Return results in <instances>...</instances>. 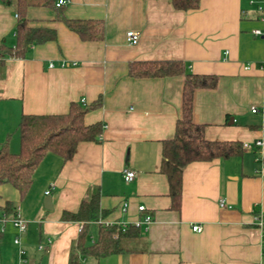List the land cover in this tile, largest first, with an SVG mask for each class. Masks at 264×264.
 Masks as SVG:
<instances>
[{
    "label": "crops",
    "instance_id": "0c3cea01",
    "mask_svg": "<svg viewBox=\"0 0 264 264\" xmlns=\"http://www.w3.org/2000/svg\"><path fill=\"white\" fill-rule=\"evenodd\" d=\"M258 2L201 0L190 11L171 0H69L60 12L29 7L30 24L53 28L56 37L32 44L24 57L5 59L0 142L12 133L10 149L18 151L22 113H64L74 101L98 102L84 121L101 122L102 131L97 141H80L69 160L48 153L25 196L0 185V204L14 201L28 224L20 232L0 207V264H67L82 224L62 220V213L77 211L96 189L102 222L136 223L145 214L152 222L141 224L132 252L90 258L93 264H264V225L257 219L264 216V143L254 146L264 139V12ZM16 14L0 0V43H15ZM67 19H100L104 35L84 40ZM130 29L140 33L137 44L127 41ZM149 59H181L188 71L217 75L215 87L194 90L192 120L205 124L206 138L240 140L244 148L241 155L188 163L178 209L161 161L163 141L174 136L182 116L186 76L129 74L130 62ZM124 168L135 172L130 181ZM47 196L51 209L44 206ZM98 227V221L90 224L91 241Z\"/></svg>",
    "mask_w": 264,
    "mask_h": 264
},
{
    "label": "trees",
    "instance_id": "16d2710c",
    "mask_svg": "<svg viewBox=\"0 0 264 264\" xmlns=\"http://www.w3.org/2000/svg\"><path fill=\"white\" fill-rule=\"evenodd\" d=\"M12 6L19 16L14 44L0 43V72L7 57H24L34 43H43L56 37L53 28L33 26L27 17L29 7H52L59 12L57 0H2ZM176 9L190 11L201 5V0H171ZM68 26L84 40H98L104 35V22L100 19H67ZM129 74L134 77H164L185 74L182 116L177 119L174 136L163 141L161 171L167 176L172 207L178 209L181 202L184 167L196 160L215 157L229 158L244 152L240 140H212L204 135L205 124L192 120L193 92L199 87L213 88L218 76L210 73L188 71L181 59L134 60L129 63ZM98 102L86 106L72 102L64 113H22L17 125L19 149L12 151V133L0 142V185L10 184L20 196H25L33 183L34 174L48 153H55L63 160L71 159L80 141H97L102 123L87 124L85 114ZM98 189L87 194L77 211L65 210L62 220L81 223L78 237L71 246L67 264H93L90 258L99 259L113 254L132 252L131 241L142 235L136 223L120 224L101 222L104 212L100 208ZM6 215H17V205L7 199L0 204ZM99 222L97 238L91 241L90 224ZM125 225V226H123Z\"/></svg>",
    "mask_w": 264,
    "mask_h": 264
},
{
    "label": "built area",
    "instance_id": "2783aa9c",
    "mask_svg": "<svg viewBox=\"0 0 264 264\" xmlns=\"http://www.w3.org/2000/svg\"><path fill=\"white\" fill-rule=\"evenodd\" d=\"M68 1H69V0H57L56 5H57L58 7H59V6H63V5H65ZM258 1H259V2H258ZM251 2H258V10H259L260 12H264V0H251ZM16 16H18V15L16 14ZM254 34H256V35H261V34H262V31H261L260 29H255V30H254ZM126 37H127V41H128L129 43H131V44H137V43L139 42V40H140V33H139L138 31H136V30H132V29H130V30H128V31L126 32ZM64 64H65V63H63V65H64ZM51 65H53V64H51ZM245 67H246V68H249V65H247V66H245ZM83 101H84V100H83ZM262 109H263L262 111L264 112V106H263ZM258 111H260L259 107H256V106H253V107H252V112L256 113V112H258ZM263 143H264V139H257V140L255 141V143H254V146H255V147H259V146L262 145ZM252 146H253V144H251V143H247V142L244 143V147H245V148H251ZM134 174H135V172H134L133 169H129V168H124V169H123V177H124L125 181H130V180L134 177ZM46 194H49V191H46ZM220 205H221L222 207L226 205L225 202H224V200H221V201H220ZM126 206H127V203L125 202V203H124V207L126 208ZM139 209H140L141 211H144V210H145V206H144V205H140V206H139ZM257 219H258V225H259V226H263V225H264V216H262V215H258V216H257ZM100 221L102 222V220H100ZM12 222H13V225H14V226H15L20 232H23V231H25V230L27 229V226H28L27 221H26L25 219H23V218L20 216V214H17L16 216H14V217L12 218ZM151 222H152V216H151L150 214H145V215H144V218L142 219V221H137V222H136V225L141 227V224H144V225H145V228H147ZM123 226H125V225H123ZM193 229H194L195 231H201V230H202V225H200V224H194V225H193ZM14 242H15V243H20V239H19V237H16V238L14 239ZM42 247H43V244L40 245V248H42ZM21 253L24 254L25 251L22 250Z\"/></svg>",
    "mask_w": 264,
    "mask_h": 264
},
{
    "label": "water",
    "instance_id": "95a60500",
    "mask_svg": "<svg viewBox=\"0 0 264 264\" xmlns=\"http://www.w3.org/2000/svg\"><path fill=\"white\" fill-rule=\"evenodd\" d=\"M44 206L47 209H51L52 208V200L50 196H47L44 200Z\"/></svg>",
    "mask_w": 264,
    "mask_h": 264
},
{
    "label": "rangeland",
    "instance_id": "374dc122",
    "mask_svg": "<svg viewBox=\"0 0 264 264\" xmlns=\"http://www.w3.org/2000/svg\"><path fill=\"white\" fill-rule=\"evenodd\" d=\"M10 187H12V186H10ZM90 234H91V239L93 238L92 236H93V234L90 232Z\"/></svg>",
    "mask_w": 264,
    "mask_h": 264
}]
</instances>
